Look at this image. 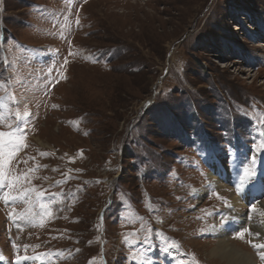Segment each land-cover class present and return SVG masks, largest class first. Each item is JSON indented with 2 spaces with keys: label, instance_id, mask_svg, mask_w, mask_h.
Here are the masks:
<instances>
[{
  "label": "rangeland",
  "instance_id": "obj_1",
  "mask_svg": "<svg viewBox=\"0 0 264 264\" xmlns=\"http://www.w3.org/2000/svg\"><path fill=\"white\" fill-rule=\"evenodd\" d=\"M0 132V263L264 264V0H0Z\"/></svg>",
  "mask_w": 264,
  "mask_h": 264
},
{
  "label": "bare ground",
  "instance_id": "obj_2",
  "mask_svg": "<svg viewBox=\"0 0 264 264\" xmlns=\"http://www.w3.org/2000/svg\"><path fill=\"white\" fill-rule=\"evenodd\" d=\"M216 159V158H215ZM212 166L214 169V177H213V184H215L218 188H221L223 186L222 180L224 177H227L226 175L232 176V180L234 183H240L242 180L239 178L237 172L232 170V172H228L224 166V164H221L219 161L212 159ZM258 168L261 172V175L258 177V182L261 184L255 185L253 188L249 187L248 185L244 184L242 189V200H239V198H232L231 201V207L235 213H241L242 208H247L250 203L254 200V195H259V191L264 186V159L261 160V162L258 165ZM209 175V174H208ZM225 182V181H224ZM198 193L201 194V190H197ZM256 197V196H255ZM257 205V204H256ZM260 209L262 212H264V201L260 202L259 204ZM229 222L232 224H235L237 222V216L232 215L229 219ZM229 224L226 225V227ZM264 228V227H263ZM214 234L218 235L220 231H218V228L215 227L213 229ZM264 237V229L259 230V233ZM221 238V237H220ZM219 239V238H218ZM232 245V244H231ZM226 243L223 239H221L220 242L217 243V246L212 248L209 253L213 256H219L221 259L226 260L228 264H254L255 260L253 258L252 253L246 251L243 248H238L235 245L231 246ZM37 259V258H36ZM12 264H25L26 262L23 257L19 260L18 258L10 260ZM0 264H3L2 262ZM5 264V263H4ZM8 264V263H7Z\"/></svg>",
  "mask_w": 264,
  "mask_h": 264
},
{
  "label": "snow or ice",
  "instance_id": "obj_3",
  "mask_svg": "<svg viewBox=\"0 0 264 264\" xmlns=\"http://www.w3.org/2000/svg\"><path fill=\"white\" fill-rule=\"evenodd\" d=\"M6 135L11 136L12 134L11 133L0 132V157L3 156V149H4V146H5V141L3 140V137L6 136ZM7 144H8V146H9L10 149H14V148L18 147V144L15 143L11 139L9 141H7ZM11 155H12V153L9 152V156H11ZM0 165H2V160H0ZM2 179H3V172L0 171V180H2ZM244 184H245V181L242 180L240 182V184L237 186V192H238V194L242 191ZM254 208H255V205L254 204H252V205L249 206V210L250 211H252ZM226 222L227 221H222V223H226ZM242 231H247V229H244ZM253 247L254 248H257L258 250L259 249H264V244H254ZM259 255H260L261 260H264V251H260L259 252ZM20 259L21 258H18V262H19ZM23 259H28V258L27 257H24Z\"/></svg>",
  "mask_w": 264,
  "mask_h": 264
}]
</instances>
